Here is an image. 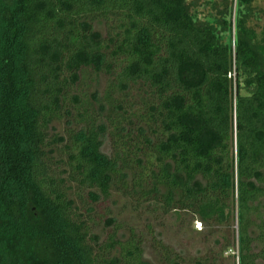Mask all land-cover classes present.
Returning a JSON list of instances; mask_svg holds the SVG:
<instances>
[{
    "label": "trees",
    "instance_id": "obj_1",
    "mask_svg": "<svg viewBox=\"0 0 264 264\" xmlns=\"http://www.w3.org/2000/svg\"><path fill=\"white\" fill-rule=\"evenodd\" d=\"M257 1L0 0V264H146L132 236L98 244L70 183L91 202L113 189L204 228L235 221L224 249L264 264ZM87 71L106 76L105 102L75 93Z\"/></svg>",
    "mask_w": 264,
    "mask_h": 264
},
{
    "label": "rangeland",
    "instance_id": "obj_2",
    "mask_svg": "<svg viewBox=\"0 0 264 264\" xmlns=\"http://www.w3.org/2000/svg\"><path fill=\"white\" fill-rule=\"evenodd\" d=\"M257 7L262 10L261 26L264 24V0H258ZM93 31L105 37V28L102 23H94ZM107 86L106 76L102 73L84 72L80 78V85L75 93H81L86 99L88 94H96L100 103L105 102ZM116 95V94H114ZM112 94L111 96L114 97ZM97 105L95 104L94 107ZM74 115V110H72ZM97 122L105 120L95 116ZM54 133L64 135L66 128L64 120L52 125ZM75 128L72 124L70 128ZM79 127V126H78ZM77 128V127H76ZM100 152L106 156L112 154L109 133L106 131L101 138ZM131 176H128V180ZM65 194L73 200L79 211L83 213L90 232L97 237V242L102 245L109 236L118 241H124L130 236L138 242L141 256L146 264H192L194 261H204L207 264H236L235 243L228 249H224V240H230L232 230L235 231V221L227 229L224 224L213 225L204 228L203 224L191 214L179 213V215L153 212L152 202L137 200L136 195H122L110 189L106 200L99 198L95 202L86 197L88 189L76 187L75 184H67ZM137 201V202H136ZM111 219L110 224L106 221ZM106 257H114V251H108Z\"/></svg>",
    "mask_w": 264,
    "mask_h": 264
}]
</instances>
